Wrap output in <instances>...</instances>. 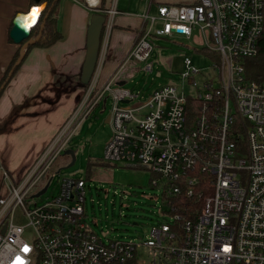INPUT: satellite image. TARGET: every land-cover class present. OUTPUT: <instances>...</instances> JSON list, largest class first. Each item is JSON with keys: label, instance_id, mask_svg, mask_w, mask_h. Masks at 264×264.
I'll list each match as a JSON object with an SVG mask.
<instances>
[{"label": "built area", "instance_id": "built-area-1", "mask_svg": "<svg viewBox=\"0 0 264 264\" xmlns=\"http://www.w3.org/2000/svg\"><path fill=\"white\" fill-rule=\"evenodd\" d=\"M149 9L139 37L100 87L99 72L118 14L113 3L104 11L97 64L77 107L23 177L15 183L3 171L8 195L0 197V264H264V85L249 81L244 68V61L258 53L264 1L158 5L155 16ZM30 13L19 16L29 18ZM156 22L161 27L153 29ZM194 30L212 63L201 74L184 58L181 79L193 94L175 85L147 96L124 87L121 76L128 66L150 57L151 35L189 39ZM143 70L152 68L147 64ZM120 81L125 84L117 86ZM108 100L112 136L104 160L145 168L165 181L171 223L152 227L140 243L103 241L86 227L83 180L62 179L55 198L24 205L34 185L39 191L49 187L50 180L44 181L48 172L84 120L98 106L105 110ZM151 186H158V180ZM179 198L187 203H177ZM179 205L186 216L177 213ZM18 207L32 229L31 239L25 226L14 223ZM140 248L148 254L144 261Z\"/></svg>", "mask_w": 264, "mask_h": 264}, {"label": "crops", "instance_id": "crops-1", "mask_svg": "<svg viewBox=\"0 0 264 264\" xmlns=\"http://www.w3.org/2000/svg\"><path fill=\"white\" fill-rule=\"evenodd\" d=\"M111 1L105 0L102 9H108ZM195 2L118 0V14L113 19L107 40L98 85L101 87L110 78L139 37L144 28L142 16L148 5L150 14L156 12L158 5ZM100 4V0H59L53 18L61 38L48 47H33L27 51L28 46L24 47V43L18 45L10 39L12 21L17 15H26L31 9L39 8L34 23H23L31 31L45 9V0H0V82L20 53H26L0 93V197L8 195V182L3 179V171L15 183L23 177L77 107L85 88L73 91L74 86H63L58 79L66 77L72 85L79 82L87 29L91 16L98 14ZM41 32L42 25L32 31L26 42L34 41Z\"/></svg>", "mask_w": 264, "mask_h": 264}, {"label": "rangeland", "instance_id": "rangeland-1", "mask_svg": "<svg viewBox=\"0 0 264 264\" xmlns=\"http://www.w3.org/2000/svg\"><path fill=\"white\" fill-rule=\"evenodd\" d=\"M112 2L116 8L118 0H112L111 4ZM155 15V11L150 13V16ZM148 27L149 23L145 30ZM159 27L161 24L156 22L153 29ZM149 41L152 46L150 57L146 62L128 66L121 76L127 82L124 87L134 94L147 96L160 87L175 85L183 86L186 93L193 94L194 90L181 79V74L186 69L184 58H189L192 66L202 71L201 74L208 73L207 69L212 63L210 57L202 52L204 43L200 32L194 30L189 39L151 35ZM147 64L151 66V71L143 70ZM58 81L66 87L74 86L73 91L82 88L78 81L72 85L73 82L66 77H60ZM202 82L201 76L195 77L197 88H200ZM110 109L111 101L108 100L105 110L98 106L84 120L68 147L75 152L74 165L66 168L70 158L62 155L44 180H50L46 192L34 198L39 191L38 184L34 185L24 199V205H42L55 198L62 179L83 180L86 184L83 204V222L86 227L103 241L134 240L140 243L146 240L152 227L164 220L171 223L166 214L170 206L165 200V181L145 168L104 160V150L112 136L109 124L105 123ZM89 162L95 165L89 167ZM153 180H158V186H151ZM14 223L25 226L26 236L28 239L32 238V229L26 227L28 221L21 207L15 211ZM140 249V261H144L148 254Z\"/></svg>", "mask_w": 264, "mask_h": 264}, {"label": "water", "instance_id": "water-1", "mask_svg": "<svg viewBox=\"0 0 264 264\" xmlns=\"http://www.w3.org/2000/svg\"><path fill=\"white\" fill-rule=\"evenodd\" d=\"M39 1V0H36ZM21 16V15H20ZM17 15L14 20L12 21V27L9 32V37L15 44H23L24 47L33 45L40 37L41 34L38 35L37 39L31 42H26L29 38V32L27 31L26 25L23 24V19ZM105 17L100 14H94L90 18V23L87 29V36H86V52H85V59L81 68V74L79 83L82 87H87L91 81L94 69L97 64L99 49H100V42L102 37V32L104 28ZM23 58V52L20 53L18 60L15 62L12 70L8 74V78L12 76L13 69L19 66L20 62ZM125 81H120L117 83V86H123ZM3 85L0 87V90L3 89ZM105 123H108V118H106ZM63 156L70 158V162L66 168H69L74 165L76 157L75 152L71 149H67ZM47 186H45L42 190H40L35 196L39 197L40 195L44 194L46 191ZM4 232V228L2 229L1 233Z\"/></svg>", "mask_w": 264, "mask_h": 264}, {"label": "trees", "instance_id": "trees-1", "mask_svg": "<svg viewBox=\"0 0 264 264\" xmlns=\"http://www.w3.org/2000/svg\"><path fill=\"white\" fill-rule=\"evenodd\" d=\"M58 2H59V0H45V9L40 14V16L38 18L39 20H38L36 26L34 28H32L31 31L29 32V34H30L29 36H31L32 31L35 30L36 27L42 25L41 37L39 38V40H37L36 43L28 46L27 51L33 47H40V48L48 47L61 38V35L58 33V31L56 29V22L53 18V13H54V10H55ZM100 2H101V4H100L101 8L98 9V14L104 16L103 13L106 9L104 10L102 8L105 4V0H100ZM257 50H258V53L254 58H249V59L244 61L245 75L249 81L255 82L259 85H264V28H263V32H262V34L258 40ZM25 54L26 53H23V57L25 56ZM15 62H16V60L13 61L12 65L8 68L5 77L0 82V87L2 85L5 87L6 84L8 83V81L13 76V74L18 69V66L15 67L13 69L12 76L8 78V74L12 70ZM2 90H0V93L2 92ZM88 165L90 167V166L95 165V163L89 162ZM176 201H177V203L179 202V204L187 203L182 198L176 199ZM177 213H179L182 216H186L185 209L181 208L180 205H179V209H178Z\"/></svg>", "mask_w": 264, "mask_h": 264}, {"label": "snow or ice", "instance_id": "snow-or-ice-1", "mask_svg": "<svg viewBox=\"0 0 264 264\" xmlns=\"http://www.w3.org/2000/svg\"><path fill=\"white\" fill-rule=\"evenodd\" d=\"M39 11H40L39 8H33V9L31 10L30 18H31V20H32L33 23L35 22V20H36L38 14H39Z\"/></svg>", "mask_w": 264, "mask_h": 264}, {"label": "bare ground", "instance_id": "bare-ground-1", "mask_svg": "<svg viewBox=\"0 0 264 264\" xmlns=\"http://www.w3.org/2000/svg\"><path fill=\"white\" fill-rule=\"evenodd\" d=\"M38 15H39V14H38ZM37 21H38V20H37ZM22 22H23V23H28V24L33 23L30 17H29V18H25V19H23ZM35 24H36V23H35ZM31 26H32V25H31Z\"/></svg>", "mask_w": 264, "mask_h": 264}]
</instances>
